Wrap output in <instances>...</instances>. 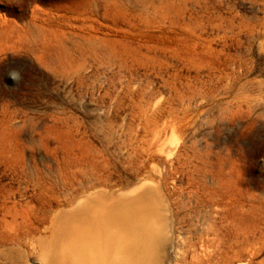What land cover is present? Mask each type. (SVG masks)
Segmentation results:
<instances>
[{
    "label": "rangeland",
    "instance_id": "1",
    "mask_svg": "<svg viewBox=\"0 0 264 264\" xmlns=\"http://www.w3.org/2000/svg\"><path fill=\"white\" fill-rule=\"evenodd\" d=\"M133 190L159 264H264V0H0V264Z\"/></svg>",
    "mask_w": 264,
    "mask_h": 264
},
{
    "label": "bare ground",
    "instance_id": "2",
    "mask_svg": "<svg viewBox=\"0 0 264 264\" xmlns=\"http://www.w3.org/2000/svg\"><path fill=\"white\" fill-rule=\"evenodd\" d=\"M133 190L135 204H84L59 233L55 264H159L162 227L151 192ZM66 216V215H65Z\"/></svg>",
    "mask_w": 264,
    "mask_h": 264
}]
</instances>
